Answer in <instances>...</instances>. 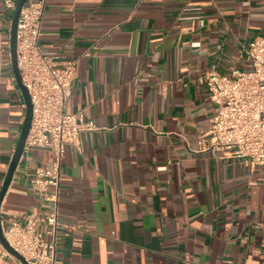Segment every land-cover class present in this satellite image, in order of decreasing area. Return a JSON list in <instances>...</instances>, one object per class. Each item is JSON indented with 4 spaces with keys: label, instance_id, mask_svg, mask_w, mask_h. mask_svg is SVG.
Returning a JSON list of instances; mask_svg holds the SVG:
<instances>
[{
    "label": "crops",
    "instance_id": "obj_1",
    "mask_svg": "<svg viewBox=\"0 0 264 264\" xmlns=\"http://www.w3.org/2000/svg\"><path fill=\"white\" fill-rule=\"evenodd\" d=\"M12 16L0 0V188L25 114ZM257 37L264 0H46L39 49L74 61L66 111L95 125L61 158L53 264H264V167L198 139L215 112L206 73L248 69ZM52 157L24 146L0 204L3 232L48 215L29 175Z\"/></svg>",
    "mask_w": 264,
    "mask_h": 264
},
{
    "label": "built area",
    "instance_id": "obj_2",
    "mask_svg": "<svg viewBox=\"0 0 264 264\" xmlns=\"http://www.w3.org/2000/svg\"><path fill=\"white\" fill-rule=\"evenodd\" d=\"M17 0H3L5 9L14 12ZM46 0H25L17 20L16 60L22 84L32 106L27 146L48 147L53 157L29 175L33 192L50 203L46 217L27 216L12 222L4 237L28 264H53L57 245L59 174L67 145L76 146L83 131L95 125L81 114L66 111L75 75L74 61L57 62L53 55L40 51L38 39ZM248 69L230 72L210 70L205 85L215 106L210 124L198 139L202 148L218 151L222 157L240 159L248 165L264 167V39L255 38L246 52ZM47 225L44 232L37 222ZM45 235L50 239L46 240ZM10 255L0 245V256Z\"/></svg>",
    "mask_w": 264,
    "mask_h": 264
},
{
    "label": "water",
    "instance_id": "obj_3",
    "mask_svg": "<svg viewBox=\"0 0 264 264\" xmlns=\"http://www.w3.org/2000/svg\"><path fill=\"white\" fill-rule=\"evenodd\" d=\"M24 2L25 0H17L16 7L13 12L12 21H11V29H10V57H11L13 74H14L16 83L23 96V100L25 104V114H24V118L22 121V127H21V131H20V135H19L16 147L14 149L6 175L4 177V180L0 188V204L8 188V185L12 179V175L20 159V156L23 152V149L25 146V140L28 134V130L30 128L31 118H32V106H31L30 95L28 93L27 88L21 82L19 70L17 67V60H16V27H17L18 16H19L20 10ZM0 244L10 255L18 259L22 264H28L25 258L19 252L13 249L9 245L7 240L5 239L1 223H0Z\"/></svg>",
    "mask_w": 264,
    "mask_h": 264
}]
</instances>
